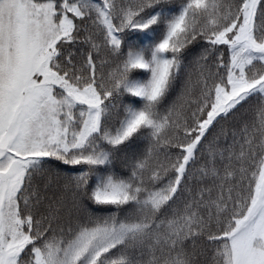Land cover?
Listing matches in <instances>:
<instances>
[{
  "label": "snow or ice",
  "instance_id": "1",
  "mask_svg": "<svg viewBox=\"0 0 264 264\" xmlns=\"http://www.w3.org/2000/svg\"><path fill=\"white\" fill-rule=\"evenodd\" d=\"M0 264H264V0H0Z\"/></svg>",
  "mask_w": 264,
  "mask_h": 264
}]
</instances>
